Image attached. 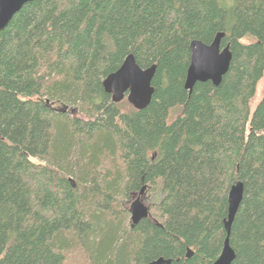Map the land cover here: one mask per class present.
Returning <instances> with one entry per match:
<instances>
[{"label": "trees", "instance_id": "obj_1", "mask_svg": "<svg viewBox=\"0 0 264 264\" xmlns=\"http://www.w3.org/2000/svg\"><path fill=\"white\" fill-rule=\"evenodd\" d=\"M217 33L229 69L189 93L190 43ZM130 54L156 66L141 111L102 87ZM263 72L264 0L23 5L0 31V264H65L73 248L87 264H213L236 182L231 264H264ZM144 186L161 200L131 228Z\"/></svg>", "mask_w": 264, "mask_h": 264}, {"label": "water", "instance_id": "obj_2", "mask_svg": "<svg viewBox=\"0 0 264 264\" xmlns=\"http://www.w3.org/2000/svg\"><path fill=\"white\" fill-rule=\"evenodd\" d=\"M32 0H0V31L4 30L13 16ZM224 33H217L209 45L199 41L190 43V61L186 71L184 89L189 93L196 83L211 82L215 87L219 86L223 76L227 73L231 62L229 46L221 48ZM156 66L141 69L132 54L128 55L119 69L109 74L102 81V87L110 96L113 104H118L126 99L127 103L135 110L145 109L152 98L154 89L151 85ZM145 187L139 192V196L129 203L131 214V227L138 225L149 216V207L143 202L142 196ZM243 196V184L235 183L228 193L227 218L224 221L226 237L223 240L219 257L213 264H231L234 260V252L229 244L231 225L239 208ZM191 256L188 250L187 257ZM149 264H171V261L158 259Z\"/></svg>", "mask_w": 264, "mask_h": 264}, {"label": "rangeland", "instance_id": "obj_3", "mask_svg": "<svg viewBox=\"0 0 264 264\" xmlns=\"http://www.w3.org/2000/svg\"><path fill=\"white\" fill-rule=\"evenodd\" d=\"M264 96V72H263V76L260 79V81L257 84V88H256V94L254 96V98L252 99L251 103H250V109L251 111L254 110L256 104L262 99V97ZM123 105H128L126 99H124L122 102ZM71 109L73 108H69V110L71 111ZM69 111V112H70ZM72 115L76 116V117H81V114L78 112V110H72ZM143 202L146 206L149 207L150 209V214H154L156 213V209L158 206L159 201L161 200V196L159 195V188L157 186V189H146L145 193L143 194ZM133 199L131 198L127 204L125 205L126 208V212L128 214V218L126 220V225L130 226V214L128 212V207H129V203L132 202ZM71 253L67 256L66 262L65 264H87L86 257L85 254L81 251L79 252L78 249L73 248L71 251Z\"/></svg>", "mask_w": 264, "mask_h": 264}, {"label": "bare ground", "instance_id": "obj_4", "mask_svg": "<svg viewBox=\"0 0 264 264\" xmlns=\"http://www.w3.org/2000/svg\"><path fill=\"white\" fill-rule=\"evenodd\" d=\"M226 46H229V45H226ZM224 48V47H223ZM229 51H230V49H229ZM237 183V182H236ZM233 186V185H232ZM145 187V186H144ZM145 191H146V187H145ZM145 191H144V193H145ZM230 191V190H229ZM143 193V194H144ZM229 193V192H228ZM139 196V193L138 194H134L131 198L132 199H135V198H137ZM143 197V196H142ZM228 197V196H227ZM143 199V198H142ZM144 201V200H143ZM128 212H129V207H128ZM130 214V213H129ZM151 217V214H150V209H149V216H148V218H150ZM147 218V219H148ZM132 222H131V214H130V224H131ZM132 228V227H131ZM159 259H161V258H159ZM163 259V258H162ZM158 260V259H157Z\"/></svg>", "mask_w": 264, "mask_h": 264}]
</instances>
